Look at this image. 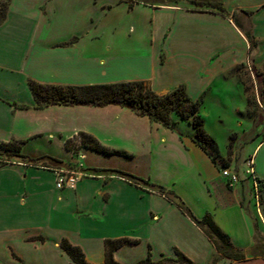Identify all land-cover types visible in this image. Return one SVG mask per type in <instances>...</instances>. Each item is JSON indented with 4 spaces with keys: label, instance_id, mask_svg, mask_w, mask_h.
<instances>
[{
    "label": "crops",
    "instance_id": "obj_1",
    "mask_svg": "<svg viewBox=\"0 0 264 264\" xmlns=\"http://www.w3.org/2000/svg\"><path fill=\"white\" fill-rule=\"evenodd\" d=\"M221 1L226 15L178 1L0 0V9L8 5L0 23V145L21 142L27 157L64 163L0 161V264H73L60 247L63 238L90 264L103 263L106 241L117 239L138 242L115 252L120 264L139 263L149 249L153 262L175 259L178 250L195 264L211 263L214 245L174 202L110 170L164 187L198 219L210 213L234 247L251 255L254 218L264 234V187L248 174L241 180L227 159L239 176L231 184L225 168L193 141V130L180 128L179 117L171 130L117 105L37 109L29 86L139 81L158 95L184 86L203 104L221 101L227 89L242 91L248 104L240 77L249 71L256 81L264 74V0ZM97 11L105 21L96 20ZM79 133L130 157L87 149L74 156L65 143ZM246 159H253L252 177L264 181V137ZM62 169L81 174L74 189L56 188ZM216 264H264V258Z\"/></svg>",
    "mask_w": 264,
    "mask_h": 264
},
{
    "label": "trees",
    "instance_id": "obj_2",
    "mask_svg": "<svg viewBox=\"0 0 264 264\" xmlns=\"http://www.w3.org/2000/svg\"><path fill=\"white\" fill-rule=\"evenodd\" d=\"M189 3L200 7L201 10L216 11L226 15V9L221 0H190ZM7 6V3L1 4L0 23L6 17ZM246 37L252 48L255 44L254 38L249 33L246 34ZM256 81L258 83L259 100L263 103L264 109V74L257 73ZM29 86L34 96L35 108L37 109H43L52 105L93 107L117 105L129 109L139 116H146L151 121L171 130H176V123L174 121V115H176L182 121L189 124L193 130V141L209 156L211 161L215 165H222L225 169L228 167L227 159L222 157L217 142L205 130V121L200 114L203 100L194 101L191 99L184 86L177 87L165 95H158L146 83L139 81L89 86L43 85L30 81ZM249 92L251 91L249 90ZM248 104L250 107L254 106L255 102L252 96L248 98ZM65 144L67 150L74 156H77L81 150L87 149L108 156L130 157V154L125 151L105 147L96 138L85 133H79L74 139L67 140ZM22 145L23 143L17 141L2 143L0 145V161L6 163L11 160H19L33 166H43L46 168H50L51 165L58 166L64 164L62 161L52 157H42L39 159L27 157L22 154ZM229 152H232L231 145L229 146ZM106 172L125 178L138 186L156 191L174 202L183 214L190 217L214 245L216 254L210 264H216L222 258L232 261H244L248 258L256 257L264 258V234L261 231L257 218L253 219L255 235L252 252L249 256L244 251L234 247L231 237L217 225L210 213L198 219L181 200L177 199L178 197L172 198L167 196L164 187L122 171L110 170ZM255 181L259 189L264 187V181L259 178H255ZM127 244L134 245L138 244V242L129 239L107 240L105 243L106 258L100 264H120L115 260L114 254ZM60 247L70 257L73 264H90L83 250L79 246L73 245L68 239L63 238ZM149 250L148 257L137 264H195L178 250H175V259L163 256L160 261L153 262L152 251L151 249Z\"/></svg>",
    "mask_w": 264,
    "mask_h": 264
},
{
    "label": "rangeland",
    "instance_id": "obj_3",
    "mask_svg": "<svg viewBox=\"0 0 264 264\" xmlns=\"http://www.w3.org/2000/svg\"><path fill=\"white\" fill-rule=\"evenodd\" d=\"M146 1L148 3L158 2L168 5H174V2L178 1V5L192 8L189 4L190 0ZM95 17L98 21H105L103 14L98 11ZM242 73L240 79L245 85L246 97H253L255 102L254 106L250 107L249 104L244 101L242 91L229 92L227 89L226 92H222L219 95L221 101H219L218 98L212 99V97H209L208 102L202 104L200 109V114L203 115V119L204 116L206 117L204 119L206 120L205 130L215 139L221 150V154L223 156H228V158H223L230 160L232 169L238 171L241 180L247 179L249 166L246 158L248 155L252 154L258 142L263 140L264 137V109L259 106L258 102V99H260L258 96V83L251 78L249 71L247 73L243 71ZM249 90L251 92H249ZM179 126L184 132L191 131L192 129L184 121H182ZM230 145L231 153L228 152ZM260 157H263L262 154ZM251 178L255 182L252 176Z\"/></svg>",
    "mask_w": 264,
    "mask_h": 264
},
{
    "label": "built area",
    "instance_id": "obj_4",
    "mask_svg": "<svg viewBox=\"0 0 264 264\" xmlns=\"http://www.w3.org/2000/svg\"><path fill=\"white\" fill-rule=\"evenodd\" d=\"M253 159L248 161V175L254 177L253 171ZM222 174L224 177L230 179L231 184H235L239 181V176L236 173H233L230 169H223ZM81 179V174L74 170H57L56 171V188L59 190L63 189H74ZM256 182V181H255Z\"/></svg>",
    "mask_w": 264,
    "mask_h": 264
}]
</instances>
